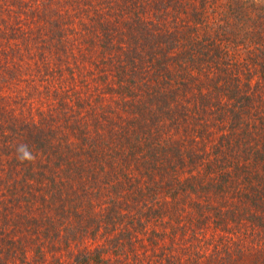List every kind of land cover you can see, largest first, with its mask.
I'll list each match as a JSON object with an SVG mask.
<instances>
[{"label": "trees", "instance_id": "1", "mask_svg": "<svg viewBox=\"0 0 264 264\" xmlns=\"http://www.w3.org/2000/svg\"><path fill=\"white\" fill-rule=\"evenodd\" d=\"M0 264H264V0H0Z\"/></svg>", "mask_w": 264, "mask_h": 264}, {"label": "clouds", "instance_id": "2", "mask_svg": "<svg viewBox=\"0 0 264 264\" xmlns=\"http://www.w3.org/2000/svg\"><path fill=\"white\" fill-rule=\"evenodd\" d=\"M17 159L30 162L34 159V156L26 145H21L17 148Z\"/></svg>", "mask_w": 264, "mask_h": 264}]
</instances>
